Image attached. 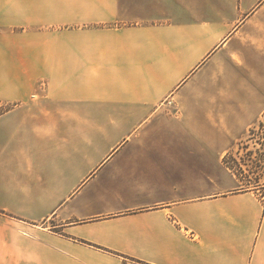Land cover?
Masks as SVG:
<instances>
[{"label":"crops","instance_id":"obj_1","mask_svg":"<svg viewBox=\"0 0 264 264\" xmlns=\"http://www.w3.org/2000/svg\"><path fill=\"white\" fill-rule=\"evenodd\" d=\"M258 128L264 0H0V264H264Z\"/></svg>","mask_w":264,"mask_h":264},{"label":"rangeland","instance_id":"obj_2","mask_svg":"<svg viewBox=\"0 0 264 264\" xmlns=\"http://www.w3.org/2000/svg\"><path fill=\"white\" fill-rule=\"evenodd\" d=\"M250 135H253V141L241 147L235 156H231V161L235 172L244 185H263L264 157L258 142H264V129L253 130Z\"/></svg>","mask_w":264,"mask_h":264}]
</instances>
